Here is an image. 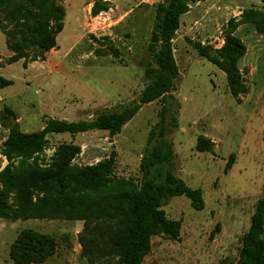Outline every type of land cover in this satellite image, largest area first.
<instances>
[{
  "label": "rangeland",
  "instance_id": "rangeland-1",
  "mask_svg": "<svg viewBox=\"0 0 264 264\" xmlns=\"http://www.w3.org/2000/svg\"><path fill=\"white\" fill-rule=\"evenodd\" d=\"M98 1L107 10L93 16L94 0H57L65 17L55 48L42 58L27 48L28 57L12 64L8 44L19 43L21 34L18 21H3L10 8L0 9V148L12 124L4 117L5 106L13 111L19 130L31 133L53 119L89 121L98 110H119L137 99L152 63L148 47L155 8L162 0ZM246 11L264 12V0H199L180 19L172 41L179 72L167 100L177 127L167 138L175 152L174 173L188 187L202 190L204 208L194 211L184 196L168 200L162 209L167 219L180 222L179 240L153 237L142 264H237L240 238L264 201V34L251 23L234 32L246 49L238 62L244 88L238 99L231 97L224 74L191 45L219 49L229 22L237 23ZM160 108L158 101L143 105L115 136L98 131L49 136L42 152L26 161L46 168L59 145L73 143L79 153L71 166H93L113 156L108 186L137 183L140 156ZM198 136L212 142L213 153L196 152ZM20 162L0 154V172ZM24 229L55 240V255L42 264H86L77 241L83 222L64 219H0V264H14L9 246Z\"/></svg>",
  "mask_w": 264,
  "mask_h": 264
},
{
  "label": "trees",
  "instance_id": "trees-1",
  "mask_svg": "<svg viewBox=\"0 0 264 264\" xmlns=\"http://www.w3.org/2000/svg\"><path fill=\"white\" fill-rule=\"evenodd\" d=\"M94 1L93 16L107 10L106 4ZM198 1L162 0L156 5L148 47L152 63L144 73L147 82L137 99L119 110H98L89 121L53 119L40 131L23 133L13 111L4 107V117L11 118L12 124L0 154L9 162L15 158L21 162L18 167L9 164L0 172V219L82 221L83 229L77 241L80 259L86 264H142L151 250L153 237L162 235L167 240H179L181 224L167 219L163 206L174 197L184 196L194 211H201L204 201L200 188L188 187L173 171L175 152L167 137L177 127V120L167 100L172 99L179 72L172 41L181 17ZM8 8L3 21H18L16 25L21 34L19 43L8 44L14 53L9 64L28 57L27 48L35 50V58H42L55 48L65 17V10L57 0H19L18 4L15 0H0V9ZM248 23L257 33L264 34V12L246 11L237 23L229 22L219 49L191 44L199 57L224 74L226 87L234 99L244 90L238 62L246 51L234 32L238 26ZM13 32L6 36L12 37ZM155 101L161 108L157 122L147 134L137 183L108 186L114 174L113 156L93 166H71L79 153V147L73 143L59 145L52 164L46 168L26 161L42 152L52 135L74 136L98 131L115 136L143 105ZM195 150L213 153V144L206 137L198 136ZM230 165L231 158L226 166ZM262 188L264 191V180ZM240 244L237 264H264V201L258 203ZM55 253L56 243L50 235L24 229L10 244L8 255L14 264H42Z\"/></svg>",
  "mask_w": 264,
  "mask_h": 264
},
{
  "label": "crops",
  "instance_id": "crops-1",
  "mask_svg": "<svg viewBox=\"0 0 264 264\" xmlns=\"http://www.w3.org/2000/svg\"><path fill=\"white\" fill-rule=\"evenodd\" d=\"M58 46V45H57Z\"/></svg>",
  "mask_w": 264,
  "mask_h": 264
}]
</instances>
